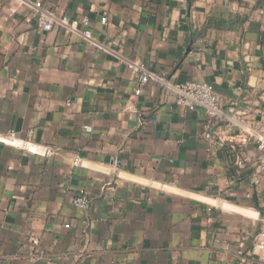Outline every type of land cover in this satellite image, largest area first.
Instances as JSON below:
<instances>
[{"label": "crops", "instance_id": "1", "mask_svg": "<svg viewBox=\"0 0 264 264\" xmlns=\"http://www.w3.org/2000/svg\"><path fill=\"white\" fill-rule=\"evenodd\" d=\"M263 106L264 0H0V264H264Z\"/></svg>", "mask_w": 264, "mask_h": 264}, {"label": "built area", "instance_id": "2", "mask_svg": "<svg viewBox=\"0 0 264 264\" xmlns=\"http://www.w3.org/2000/svg\"><path fill=\"white\" fill-rule=\"evenodd\" d=\"M40 4H35V9L39 10ZM106 18H102L101 22L105 23ZM58 28L65 29L68 31L76 32L77 29L82 26V36L84 38H89L91 36V31L88 29L89 21L87 18H69L67 16H62L59 19L55 20ZM38 26L44 31H50L53 28L52 17L40 13L38 16ZM125 66L127 70L137 76V85L134 89V95L138 96L141 94L143 88L148 84L151 73L143 66L139 60L125 61ZM172 90L175 94V106L176 108L183 113L193 112L195 110L201 109L204 111L208 123L205 126L204 138L210 143H213L212 136V122L214 120H219L222 117L223 108L226 104L224 100H221L217 93L214 91L213 87L210 84L204 82H186L182 84H176L172 87ZM264 112V106H263ZM257 143V149L264 151V137L257 138L253 137ZM0 141H5L10 144H16V141L10 136H0ZM21 148L27 149L28 144L21 143ZM42 155H50V150L45 148L42 150ZM74 164H77V160L74 161ZM257 171L260 174L264 173V164H260L257 167ZM90 200L88 194L85 191H80L72 197L71 204L72 206L79 211H86L89 206ZM66 228L69 226L66 224Z\"/></svg>", "mask_w": 264, "mask_h": 264}]
</instances>
